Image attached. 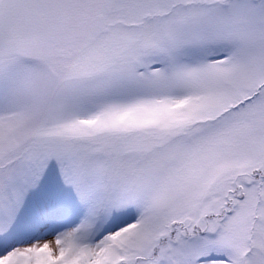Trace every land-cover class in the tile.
Wrapping results in <instances>:
<instances>
[{"label":"snow or ice","instance_id":"6c2138e0","mask_svg":"<svg viewBox=\"0 0 264 264\" xmlns=\"http://www.w3.org/2000/svg\"><path fill=\"white\" fill-rule=\"evenodd\" d=\"M0 264H264V0H0Z\"/></svg>","mask_w":264,"mask_h":264}]
</instances>
